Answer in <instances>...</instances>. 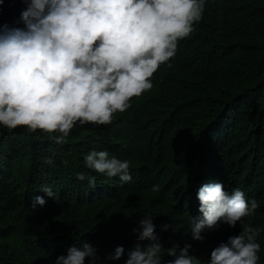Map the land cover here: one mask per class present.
Masks as SVG:
<instances>
[{
  "label": "clouds",
  "instance_id": "9594fccd",
  "mask_svg": "<svg viewBox=\"0 0 264 264\" xmlns=\"http://www.w3.org/2000/svg\"><path fill=\"white\" fill-rule=\"evenodd\" d=\"M205 7L206 0H0V161L8 157L4 139L17 133L35 136L46 161L30 171L0 165V264H85L89 257L201 264L208 255L207 264H258V232L243 223L259 207L249 175L210 176L168 195L94 130L152 89L154 73ZM96 181L103 202L133 196L110 235L84 234L72 219L74 205L84 212L90 200L78 185ZM11 246V257L2 256Z\"/></svg>",
  "mask_w": 264,
  "mask_h": 264
},
{
  "label": "trees",
  "instance_id": "16d2710c",
  "mask_svg": "<svg viewBox=\"0 0 264 264\" xmlns=\"http://www.w3.org/2000/svg\"><path fill=\"white\" fill-rule=\"evenodd\" d=\"M193 29L154 73L152 89L133 97L131 107L115 113L111 124L94 130L108 134L146 183L168 195L186 193L210 176L249 175L259 207L243 223L257 230L258 264H264V0H206ZM40 145L35 136L9 135L1 148L8 157L0 165L38 170L46 163ZM65 173L58 175L70 177ZM88 184L78 185L84 187L82 196L90 198L86 211L75 204L72 219L82 224L84 234L110 235L118 230L122 212L131 209L133 196L103 202L95 194L99 182ZM63 199L59 202L65 208ZM62 207H53L58 217ZM11 248L1 255L10 258ZM209 260L210 255L201 264ZM85 264L103 261L89 257Z\"/></svg>",
  "mask_w": 264,
  "mask_h": 264
},
{
  "label": "bare ground",
  "instance_id": "6f19581e",
  "mask_svg": "<svg viewBox=\"0 0 264 264\" xmlns=\"http://www.w3.org/2000/svg\"><path fill=\"white\" fill-rule=\"evenodd\" d=\"M47 146V145H46ZM2 170H3V168H2ZM5 171V170H4ZM93 198V197H92ZM41 248H42V250H45V248H46V244H42L41 245Z\"/></svg>",
  "mask_w": 264,
  "mask_h": 264
}]
</instances>
